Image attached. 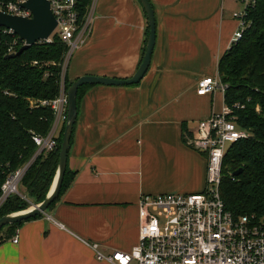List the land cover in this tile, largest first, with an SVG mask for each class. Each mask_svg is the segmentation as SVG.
<instances>
[{"label": "crops", "instance_id": "obj_1", "mask_svg": "<svg viewBox=\"0 0 264 264\" xmlns=\"http://www.w3.org/2000/svg\"><path fill=\"white\" fill-rule=\"evenodd\" d=\"M149 1L156 38L147 72L137 84L85 90L67 158L74 179L45 214L0 243V264H115L96 259L95 251H130L138 243L142 194L204 189L207 158L190 140L198 121L225 103L223 91L198 94L197 81L217 74L241 6ZM147 26L139 0H96L91 32L73 51L67 80L133 75Z\"/></svg>", "mask_w": 264, "mask_h": 264}, {"label": "trees", "instance_id": "obj_2", "mask_svg": "<svg viewBox=\"0 0 264 264\" xmlns=\"http://www.w3.org/2000/svg\"><path fill=\"white\" fill-rule=\"evenodd\" d=\"M76 6L82 17L88 10L89 0H77ZM246 20L242 37L228 47L217 66L219 78L226 85L224 103L231 108L237 125L250 134L226 151L220 195L233 217L253 214L264 222V0H255L247 10ZM147 36L148 26L142 55ZM15 39L0 27V187L11 171L34 155L36 146L32 133L45 134L50 127L51 110L31 106L30 101L55 97L59 88V63L66 50L65 44L54 34L51 42H36L21 54L6 58L22 46L21 41ZM32 61L38 64L33 65ZM70 83L66 77L67 87ZM90 86L82 85L77 91V113L80 99ZM74 128L75 124L70 145ZM63 129L64 125L59 130L56 148L36 156L23 175L20 186L25 198L18 194L9 196L0 206V217L45 198L55 175ZM237 169L242 171L235 176L233 172ZM74 176L66 165L60 193L48 209L70 186ZM25 221L1 227L0 243ZM4 229L7 232L2 234Z\"/></svg>", "mask_w": 264, "mask_h": 264}, {"label": "built area", "instance_id": "obj_3", "mask_svg": "<svg viewBox=\"0 0 264 264\" xmlns=\"http://www.w3.org/2000/svg\"><path fill=\"white\" fill-rule=\"evenodd\" d=\"M47 1L56 20L52 33L59 36L66 50L59 63L57 94L52 99L31 100L30 105L48 107L52 121L45 134L32 133L36 151L30 160L6 176L0 187V206L13 194L25 198L19 185L26 170L40 153L56 148L59 130L67 118L66 71L69 60L73 51L87 40L92 28L96 0H92L82 17L76 6L77 0ZM24 2L26 0H0V11L30 18L32 13L22 6ZM238 2L241 8L233 12L237 27L230 45L242 37L247 26V10L255 0ZM2 28L4 33L19 39L11 29ZM51 37L52 34L37 42H51ZM21 43L23 45L24 41ZM32 64L38 62L32 61ZM225 89L226 85L218 73L197 81L198 94H210L215 90L224 92ZM231 111L229 106L224 105L220 111L198 121L190 140L192 147L205 153L207 158L204 189L196 193L142 194L137 202L138 243L130 251L104 254L96 250V259L115 264H264V222L253 214L233 217L220 195L226 151L232 144L250 135L237 125ZM17 241L16 233L13 242Z\"/></svg>", "mask_w": 264, "mask_h": 264}, {"label": "water", "instance_id": "obj_4", "mask_svg": "<svg viewBox=\"0 0 264 264\" xmlns=\"http://www.w3.org/2000/svg\"><path fill=\"white\" fill-rule=\"evenodd\" d=\"M147 18L148 36L145 50L136 71L127 78H114L106 76L83 75L75 79L67 87V118L64 122L62 140L58 153V162L52 184L45 198L36 204H31L26 209L11 212L0 217V228L33 218L38 214H45L50 204L58 197L64 173L67 165L68 151L73 126L77 118L76 97L79 87L82 85L104 84V85H133L140 82L147 72L151 55L155 45L156 27L154 11L149 0H139ZM32 13L30 18L3 13L0 11V27L9 28L18 35L23 45L15 52L9 53L5 57L10 58L21 54L39 40L47 39L56 26V20L51 12L47 0H26L22 4ZM242 169H237L233 175H239Z\"/></svg>", "mask_w": 264, "mask_h": 264}, {"label": "rangeland", "instance_id": "obj_5", "mask_svg": "<svg viewBox=\"0 0 264 264\" xmlns=\"http://www.w3.org/2000/svg\"><path fill=\"white\" fill-rule=\"evenodd\" d=\"M89 4H92V0H89ZM54 34H55V33H52V36H53ZM60 129H61V128H60ZM22 189H23V187L21 188V186L19 185V190H20L21 193H23ZM31 204H32V202H31ZM31 204H30V206H31Z\"/></svg>", "mask_w": 264, "mask_h": 264}]
</instances>
